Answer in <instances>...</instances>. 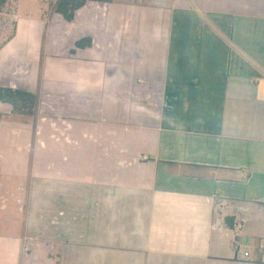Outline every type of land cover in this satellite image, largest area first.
<instances>
[{"label": "crops", "instance_id": "1", "mask_svg": "<svg viewBox=\"0 0 264 264\" xmlns=\"http://www.w3.org/2000/svg\"><path fill=\"white\" fill-rule=\"evenodd\" d=\"M35 4L0 46L40 97L35 124L0 101L28 181L0 263L264 264V0Z\"/></svg>", "mask_w": 264, "mask_h": 264}, {"label": "rangeland", "instance_id": "2", "mask_svg": "<svg viewBox=\"0 0 264 264\" xmlns=\"http://www.w3.org/2000/svg\"><path fill=\"white\" fill-rule=\"evenodd\" d=\"M38 2L45 9H51L54 12V3L56 0H6L5 4L0 9V46L7 41L15 31L16 26V14L19 9L18 15L21 20H27L28 17L33 16V18H37L38 10L35 2ZM20 6V8H19ZM22 117V116H21ZM18 118V116H17ZM27 121L33 122L34 124L37 122V116L35 118L32 117H23ZM20 119V117H19ZM1 142L4 144L0 145V166L1 162L10 161L7 168V179L9 181V187L2 190V195H0V244L4 246V244L8 241L7 239L11 235H19L23 232V225L21 230L16 231L17 223H16V215L14 213L15 204L19 205V201L21 200L20 205L25 206L27 197H28V181L23 182L24 189L22 191V196L16 194L15 188L18 184H20V172L22 169L21 163L18 160H21V154H17L14 152L10 146L19 142L18 136L16 133H12L11 131H7L6 133L1 134ZM10 143V144H9ZM6 166V165H5ZM20 199V200H19ZM2 207V208H1ZM7 207V208H5ZM2 209V210H1ZM24 215V214H23ZM25 215L22 217L21 221H24ZM17 234H16V233ZM54 259V258H53ZM54 262L51 264H59V260L55 255ZM0 264H7L6 261H3ZM33 264H45L41 258V255H38L36 261ZM48 264V263H46Z\"/></svg>", "mask_w": 264, "mask_h": 264}, {"label": "trees", "instance_id": "3", "mask_svg": "<svg viewBox=\"0 0 264 264\" xmlns=\"http://www.w3.org/2000/svg\"><path fill=\"white\" fill-rule=\"evenodd\" d=\"M90 1L110 2L112 0H56L54 3V12L61 14L67 21H72L77 10L85 6ZM6 0H0V9ZM92 40L85 38L77 42L79 48L91 46ZM0 101L12 106L13 113L22 117L37 116V109L40 103L38 94L27 92L21 89L0 86ZM229 218L226 222L230 224Z\"/></svg>", "mask_w": 264, "mask_h": 264}, {"label": "built area", "instance_id": "4", "mask_svg": "<svg viewBox=\"0 0 264 264\" xmlns=\"http://www.w3.org/2000/svg\"><path fill=\"white\" fill-rule=\"evenodd\" d=\"M260 249H261L262 251H264V244H263V243L260 244ZM245 255L248 256L249 254L246 253Z\"/></svg>", "mask_w": 264, "mask_h": 264}]
</instances>
